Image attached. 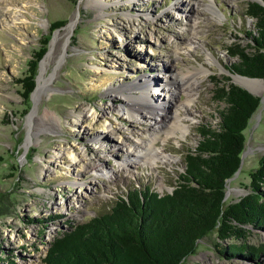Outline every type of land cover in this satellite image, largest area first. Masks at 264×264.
<instances>
[{
    "label": "rangeland",
    "instance_id": "obj_1",
    "mask_svg": "<svg viewBox=\"0 0 264 264\" xmlns=\"http://www.w3.org/2000/svg\"><path fill=\"white\" fill-rule=\"evenodd\" d=\"M249 1L254 0H0V264H44L54 238L110 210L131 188L173 191L201 132L218 127L225 104L215 100L216 89L238 85L231 69L239 59L228 48L253 44ZM57 20L66 23L52 31ZM45 40L34 99L31 94L26 100L21 80ZM202 65L209 71L197 76L185 137L157 141L174 162L132 159L123 166L127 149L148 139L153 128L149 116L116 119L114 108L123 106L126 93L113 90L154 79L149 98L159 108L169 101L172 112L169 78ZM189 79L191 74L184 81ZM262 80L260 106L245 130L241 167L227 183L226 203L249 193L250 175L264 156ZM175 99L187 103L185 94ZM131 103L144 101L137 96ZM90 164L100 165L99 173ZM262 243L260 230L251 229L242 240H221L213 230L180 264H264V252L248 253ZM232 246L244 250L231 252Z\"/></svg>",
    "mask_w": 264,
    "mask_h": 264
},
{
    "label": "trees",
    "instance_id": "obj_2",
    "mask_svg": "<svg viewBox=\"0 0 264 264\" xmlns=\"http://www.w3.org/2000/svg\"><path fill=\"white\" fill-rule=\"evenodd\" d=\"M246 15L255 20V34L248 33L253 44L228 48L239 59L231 70L264 79V5L249 1ZM65 23L53 22L52 31ZM45 41L21 80L26 100L36 87L38 64L47 52ZM215 100L225 104L218 127L201 132L195 150L185 156V171L171 193L161 195L147 186L131 188L117 197L110 210L54 238L44 264H180L213 230L221 240L245 239L251 229L264 232V156L250 175L249 193L235 202L225 200L228 180L241 167L245 130L261 98L226 83L216 89ZM250 247L251 255L264 252L263 243ZM243 250V246L230 248L235 253Z\"/></svg>",
    "mask_w": 264,
    "mask_h": 264
},
{
    "label": "bare ground",
    "instance_id": "obj_3",
    "mask_svg": "<svg viewBox=\"0 0 264 264\" xmlns=\"http://www.w3.org/2000/svg\"><path fill=\"white\" fill-rule=\"evenodd\" d=\"M208 7L212 8L211 4H208ZM75 26V20L73 19L69 25V29L65 33V35L69 38L70 33ZM211 59H214V56L210 55ZM212 62V61H211ZM209 71L208 68H205L203 65L198 67H194L193 70L188 71L187 73L181 72L179 75H172L169 78V85L171 88L169 90L170 98L174 101L172 105H174V111H169V107L171 106L169 101H164L159 106L154 103L149 98V84H154V79H141L142 85L140 87L132 86L131 84L124 85L121 89H114L113 91L126 93L124 94V103L123 106H119V108H114V116L116 119L124 118L125 119H138L139 117H146L149 116L150 118V129H152L149 133L148 139H141L139 138V142H136L134 146L132 145L131 139L128 138L127 145L132 147L127 149V156L126 159L122 161V165L125 167H129L130 160L135 159L138 164H152L158 165L159 163H165L167 161L174 162V158L172 159L171 156L165 153L164 149H160L157 146V141L159 139L165 140L166 138L170 137L171 135L185 137V133L189 130V126L186 125L188 122L189 116L192 115V111L189 108L190 103L193 102L192 92L196 89L197 84L199 83V79L197 78L198 75H204ZM192 75V80L184 81L186 75ZM234 82L238 85H241L253 93L256 94L259 88L263 84L262 79H250L248 77H243L240 75L233 76ZM184 81V82H183ZM136 89L139 90V93L133 92L131 90ZM34 93V92H33ZM177 94H185L187 103L184 105L181 100H176L175 96ZM141 97V100L144 101L143 105H134L131 103L134 97ZM34 99V98H33ZM168 102V104H167ZM142 122V121H141ZM143 124V122H142ZM109 128L105 126L104 129ZM120 130L122 128H119ZM119 130V131H120ZM132 133V132H131ZM144 142V143H143ZM132 143V144H131ZM71 158L76 160L77 155L72 154ZM135 162V161H134ZM89 164V163H88ZM92 167L93 172H98L100 170V165H88Z\"/></svg>",
    "mask_w": 264,
    "mask_h": 264
},
{
    "label": "water",
    "instance_id": "obj_4",
    "mask_svg": "<svg viewBox=\"0 0 264 264\" xmlns=\"http://www.w3.org/2000/svg\"><path fill=\"white\" fill-rule=\"evenodd\" d=\"M254 1H257V2H259L260 4H262V5H264V1L263 0H254ZM43 59V58H42ZM42 61V60H41ZM41 61H40V63H41ZM241 76V75H240ZM243 77H247V76H243ZM248 78H250V77H248ZM250 79H260V78H250ZM36 87H37V80H36ZM36 87H35V89H36ZM240 87H242V88H244V89H246L247 91H249L250 93H252V94H254V95H256V96H258L257 94H255V93H253L252 91H250L249 89H247V88H245V87H243V86H240ZM35 89H34V91H35ZM33 91V92H34ZM32 98H33V93H32ZM242 163V162H241ZM239 171V170H238ZM238 173V172H237ZM230 180V179H229ZM228 180V181H229ZM227 186H228V184H227ZM227 198V192H226V196H225V199Z\"/></svg>",
    "mask_w": 264,
    "mask_h": 264
}]
</instances>
